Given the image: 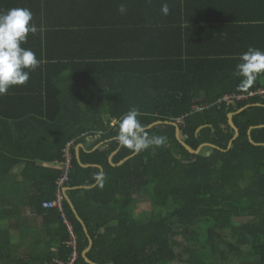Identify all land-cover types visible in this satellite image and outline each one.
<instances>
[{"label": "trees", "instance_id": "trees-1", "mask_svg": "<svg viewBox=\"0 0 264 264\" xmlns=\"http://www.w3.org/2000/svg\"><path fill=\"white\" fill-rule=\"evenodd\" d=\"M4 2L9 0L0 1V10ZM256 7L264 9V0H256ZM91 58L54 68V73L32 71L25 85L10 87L0 96L1 174L24 162V182L39 183L42 195L31 201L32 206L38 213L54 215L58 224L52 238L56 253L32 264L68 261L72 249L67 246L64 218L76 239L74 264H88L82 258L88 238L69 204L64 200L62 213L43 210V203L54 199L61 170L35 164L37 160L61 162L70 142L67 195L92 240L86 255L92 263L264 264V96L223 100L263 89L264 74L241 92L237 91L241 78L234 75L238 58L186 62L158 57L124 61L122 55ZM65 70L68 74L61 77ZM132 107L142 113L138 119L145 128L161 122L146 131L150 137L166 136L167 141L117 165L134 154L114 139L119 119ZM228 114H234L238 129L229 149L235 133ZM167 122L178 124L180 140L193 150L202 144L215 148L189 154ZM251 127L255 128L249 135ZM96 136L90 152H80V162L102 168V185L95 180L100 169L81 167L74 151L76 145ZM250 139L259 145H252ZM115 151L113 166L109 157ZM135 196L147 198L152 205L147 220L134 216ZM235 219L247 221L235 227ZM182 242L186 246L176 252Z\"/></svg>", "mask_w": 264, "mask_h": 264}, {"label": "crops", "instance_id": "crops-1", "mask_svg": "<svg viewBox=\"0 0 264 264\" xmlns=\"http://www.w3.org/2000/svg\"><path fill=\"white\" fill-rule=\"evenodd\" d=\"M4 3L2 10L23 7L33 13L38 31L29 34L22 47L25 45L24 48L36 54L41 61L36 71L43 75L45 70L54 73V68L57 70L62 65L92 61V55H122L124 61L135 62L157 57L186 62L239 59L249 47L264 51V28H258L264 25V9H256V0H9ZM121 3L127 8L123 15L118 12ZM163 3L169 5L167 16L160 12ZM67 74L65 70L61 77ZM97 138H87L84 144L74 147L79 162L80 152H90L88 148ZM100 145H95L92 151ZM35 164L49 170L60 169L57 161L37 160ZM24 167V162H20L7 174L0 171V264L41 262L57 249V242L52 239L57 221L54 215L38 213L32 206L31 201L42 195L39 183L24 182ZM43 210L50 209L43 207Z\"/></svg>", "mask_w": 264, "mask_h": 264}, {"label": "clouds", "instance_id": "clouds-1", "mask_svg": "<svg viewBox=\"0 0 264 264\" xmlns=\"http://www.w3.org/2000/svg\"><path fill=\"white\" fill-rule=\"evenodd\" d=\"M124 3L118 7L120 14H126ZM163 16L169 13V5L163 3L160 8ZM37 26L33 22V13L28 8L14 7L0 10V96L5 95L10 87L22 86L27 83L30 73L41 64L36 54L22 47L29 34H36ZM234 75L240 77L237 91L246 92L253 86L258 76L264 74V51L249 47L239 56ZM142 113L137 107H132L118 121L115 141L134 153H139L151 146L162 147L167 137L163 135L149 136L145 126L138 117ZM101 185L104 176H95Z\"/></svg>", "mask_w": 264, "mask_h": 264}, {"label": "built area", "instance_id": "built-area-1", "mask_svg": "<svg viewBox=\"0 0 264 264\" xmlns=\"http://www.w3.org/2000/svg\"><path fill=\"white\" fill-rule=\"evenodd\" d=\"M253 96H264V88L259 89L256 92L250 93L249 95H228L223 98L224 101L229 103L235 101L246 100L249 97ZM196 110H200V108H196ZM73 147V143H67L66 147L63 150L62 161L59 162L61 174L59 179L56 181V192L54 195V199L49 202L43 203L44 208L48 209H58L62 213V205L65 200L64 191L66 184L69 182V173L72 169V154L71 148ZM64 223L66 224L67 230L69 232V239L67 241V246L71 247L72 253L67 262H62L59 260H53L50 264H74L77 259V252H76V239L72 232L71 225L67 222L64 218Z\"/></svg>", "mask_w": 264, "mask_h": 264}, {"label": "water", "instance_id": "water-1", "mask_svg": "<svg viewBox=\"0 0 264 264\" xmlns=\"http://www.w3.org/2000/svg\"><path fill=\"white\" fill-rule=\"evenodd\" d=\"M246 108H247V107L240 109L237 113L242 112V111H243L244 109H246ZM233 116H234V114H228V116H227L228 124H229V126L233 129V131H234V133H235V134H234V137H233L232 140L229 142L227 149L230 148L232 142L238 137V129L236 128V126L234 125L233 120H232ZM160 124H161V122H154V123L150 124L149 126H147V127H146V130L151 129V128L154 127V126H158V125H160ZM166 124H170V125H172V126L175 127V136H176V139L179 141V143L185 148V150H186L189 154H192V155H198V154L201 152V150H202L204 147H207V146L212 147V148H215L213 145L202 144V145H200L196 150H193L192 148H190L188 145H186L184 142H182V141L180 140V136H179L180 128H179V126H178L177 123L167 122ZM206 127H207V125H204V126L199 127V128L197 129V131H196V134H198V132H199L200 130H202L203 128H206ZM259 127H262V126H259ZM253 128H255V127H251V128L249 129V131H248V134H249V135H250V131H251ZM250 143H251L252 145H259V144L254 143L251 139H250ZM116 153H117V151H115L114 153H112L111 156L109 157V162H110L113 166H116L115 164L112 163V158H113V156H114ZM136 154H137V153H134L133 155H131V156H129V157L123 159V160L120 161L117 165H121V164H123L124 162H126L127 160H129L130 158H132L133 156H135ZM76 159H77V161H78V163H79V165H80L81 167H87V168H88V167H96V168H98V169L101 170L100 166H97V165H86V166L82 165V164L79 162L78 154L76 155ZM101 171H102V170H101ZM82 188H88V187H82ZM70 190H71V188H68V187L65 188V191H64L65 201L69 204V206H70V208L72 209V211H73V213H74L76 219H77V220L79 221V223L82 225L83 230H84V232H85V234H86V236H87V238H88V242H89L88 247H87V248L83 251V253H82V258H83L84 261H85L86 263H88V264H95V263H92V262L86 257L87 253H88V252L90 251V249L92 248V240H91V238H90L89 235H88V232H87V229H86L84 223L82 222V220H81V219L79 218V216L77 215V213H76V211H75L73 205L71 204V202H70V200H69V198H68V196H67V192L70 191Z\"/></svg>", "mask_w": 264, "mask_h": 264}, {"label": "rangeland", "instance_id": "rangeland-1", "mask_svg": "<svg viewBox=\"0 0 264 264\" xmlns=\"http://www.w3.org/2000/svg\"><path fill=\"white\" fill-rule=\"evenodd\" d=\"M135 202L132 205L134 216L136 218L142 219V220H147L150 216V211L152 209V205L149 203L147 198L144 197H138L135 196ZM247 221V219H235V227H238L242 224H244ZM180 247L176 248V252H180L186 245L185 243H181ZM246 250H249V247H245ZM173 264H181V263H173Z\"/></svg>", "mask_w": 264, "mask_h": 264}]
</instances>
